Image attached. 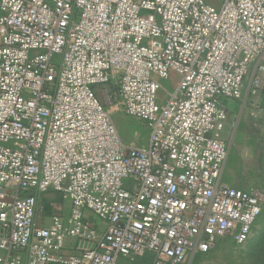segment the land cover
<instances>
[{
	"label": "built area",
	"instance_id": "1",
	"mask_svg": "<svg viewBox=\"0 0 264 264\" xmlns=\"http://www.w3.org/2000/svg\"><path fill=\"white\" fill-rule=\"evenodd\" d=\"M262 55L264 0H0V264H184L246 242L263 203L221 183L222 101L257 95ZM106 85L146 147L121 140ZM46 192L71 212L40 227Z\"/></svg>",
	"mask_w": 264,
	"mask_h": 264
},
{
	"label": "rangeland",
	"instance_id": "2",
	"mask_svg": "<svg viewBox=\"0 0 264 264\" xmlns=\"http://www.w3.org/2000/svg\"><path fill=\"white\" fill-rule=\"evenodd\" d=\"M208 1L217 4L218 0ZM258 65L264 68V55L256 58L251 64L245 86L250 82ZM260 76L261 82L256 96L244 94L238 100H225L223 109L227 114L226 126L221 137L228 144L229 151L221 183L242 188L260 197L263 203L261 214L246 242L237 243L233 235H227L217 239L211 251L192 254L184 264H264V69ZM175 79V74L170 73L168 79L162 81L159 91L161 99L173 88ZM95 95L110 116L121 140L129 146L146 147V126L123 112L119 99L113 94V86L98 87ZM60 201V211L65 215L68 206L63 200ZM42 211H45L44 208L37 209L40 218Z\"/></svg>",
	"mask_w": 264,
	"mask_h": 264
},
{
	"label": "crops",
	"instance_id": "3",
	"mask_svg": "<svg viewBox=\"0 0 264 264\" xmlns=\"http://www.w3.org/2000/svg\"><path fill=\"white\" fill-rule=\"evenodd\" d=\"M225 104V100L222 101V105L224 106ZM60 200H62V198L60 197V195L58 193L55 192H46L42 195H40L38 197V205L37 209H42L44 208L45 211H42V217L40 218L36 213V219H35V224L37 226L40 227H48L51 225L52 223V216L54 215H58L61 218H67L70 215L71 212V208L68 202H65V205H67L68 207V211L66 212L65 215H63V213L60 211L62 210V206L60 208ZM41 206V207H40ZM90 221L93 223V225L95 226V228H97L98 230H103L105 228V223L98 220L97 218L93 217L92 215H88ZM100 233H97V236L94 238V240H96V238L99 236ZM92 244V243H91ZM89 246L87 243H83L81 241H77V239L75 238H67L65 243H64V253H74L77 250V247H87ZM0 255H3V252L0 251ZM148 258H145L144 260H147Z\"/></svg>",
	"mask_w": 264,
	"mask_h": 264
}]
</instances>
